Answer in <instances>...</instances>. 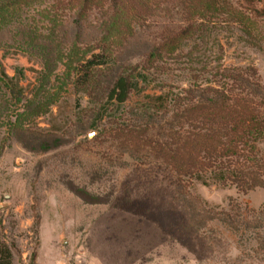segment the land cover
<instances>
[{"label": "rangeland", "instance_id": "obj_1", "mask_svg": "<svg viewBox=\"0 0 264 264\" xmlns=\"http://www.w3.org/2000/svg\"><path fill=\"white\" fill-rule=\"evenodd\" d=\"M81 2L18 0L0 27V69L18 86L0 84V242L12 264H264V189L241 193L194 180L186 191L201 211L191 215L194 205L167 168L99 135L109 120L159 124L167 110L154 99L169 100L193 82L203 87L218 67L253 68L264 89V26L249 43L228 18L213 20L205 44L183 45L117 105L106 99L117 75L182 25L196 0H95L85 12ZM115 9L128 25L88 94L75 85L85 70H73L80 57L99 53L92 50Z\"/></svg>", "mask_w": 264, "mask_h": 264}, {"label": "trees", "instance_id": "obj_2", "mask_svg": "<svg viewBox=\"0 0 264 264\" xmlns=\"http://www.w3.org/2000/svg\"><path fill=\"white\" fill-rule=\"evenodd\" d=\"M23 1L31 4L35 0ZM94 1L82 0L81 11L93 6ZM243 1L246 5L243 8L235 4L239 10L230 1L223 0H196L195 5L187 6L182 25L164 31L139 64L117 75L106 93L107 101L123 105L138 85L153 81L150 80L153 73L163 69L166 61L175 57L183 45L192 41L205 44L210 38L213 20L228 18L229 23L237 26L249 43H253L262 35L259 29L264 26V7L257 9L252 0ZM17 2L0 0V27L8 23L10 7ZM126 25L128 18L124 12L115 9L104 36L92 50L99 53L92 54L90 60H85L84 56L77 60L73 71L84 69L85 73L82 79L77 77L76 86L88 94L94 92L98 86L96 75L100 67L114 61V50L121 47L117 41L118 29ZM71 67L72 62L68 60L67 69ZM212 78L203 87L193 82L189 89L170 96L169 100L154 99L157 110H167L164 114L167 118L159 124L136 125L109 120L108 128L106 126L99 134L118 142L124 152L141 160L151 159L167 168L178 188L188 197L187 203L194 205L188 208L191 215L201 211L186 191L194 180H208L241 193L264 189V89L256 71L250 67H218ZM0 84L7 90H18L14 80L7 78L1 69ZM51 96L54 98L55 94L47 95L45 100L50 104L54 102ZM260 215H264V211ZM0 264H12L11 249L3 242H0Z\"/></svg>", "mask_w": 264, "mask_h": 264}, {"label": "crops", "instance_id": "obj_3", "mask_svg": "<svg viewBox=\"0 0 264 264\" xmlns=\"http://www.w3.org/2000/svg\"><path fill=\"white\" fill-rule=\"evenodd\" d=\"M52 257V258H51ZM50 259L54 262V257L53 255H50ZM40 263V259L38 258L37 261H36V264H39ZM50 264H53V263H50Z\"/></svg>", "mask_w": 264, "mask_h": 264}]
</instances>
